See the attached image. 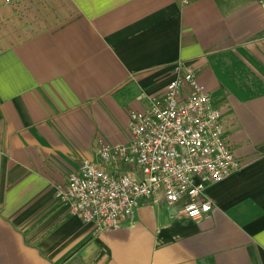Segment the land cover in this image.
<instances>
[{
  "label": "crops",
  "instance_id": "1",
  "mask_svg": "<svg viewBox=\"0 0 264 264\" xmlns=\"http://www.w3.org/2000/svg\"><path fill=\"white\" fill-rule=\"evenodd\" d=\"M264 0H0V264H264ZM192 68L239 171L100 231L55 190ZM127 171L120 166L118 172ZM138 176V175H137Z\"/></svg>",
  "mask_w": 264,
  "mask_h": 264
},
{
  "label": "built area",
  "instance_id": "2",
  "mask_svg": "<svg viewBox=\"0 0 264 264\" xmlns=\"http://www.w3.org/2000/svg\"><path fill=\"white\" fill-rule=\"evenodd\" d=\"M127 129L128 143L99 142L97 162L82 161L55 190L70 216L100 231L130 219L143 199L167 205L185 201V218H207L212 211L207 187L241 168L227 143L220 109L183 62L173 66L162 95L151 97L147 109L130 112ZM120 166L127 171L118 172Z\"/></svg>",
  "mask_w": 264,
  "mask_h": 264
}]
</instances>
